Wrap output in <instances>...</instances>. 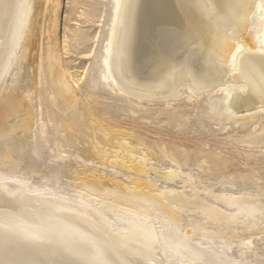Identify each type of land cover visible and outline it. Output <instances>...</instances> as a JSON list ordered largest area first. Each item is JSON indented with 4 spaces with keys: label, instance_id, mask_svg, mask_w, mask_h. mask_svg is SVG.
<instances>
[{
    "label": "rangeland",
    "instance_id": "obj_1",
    "mask_svg": "<svg viewBox=\"0 0 264 264\" xmlns=\"http://www.w3.org/2000/svg\"><path fill=\"white\" fill-rule=\"evenodd\" d=\"M39 1L40 7L37 0L30 1L26 29L21 30L18 22L24 13L15 15L21 4L2 0L6 7L2 6L5 12L0 16V81L6 62L12 58L5 43L12 41L13 30L17 33L15 43L18 40L23 48L7 72L8 88L1 90L0 86V106L11 107L14 97L27 93L30 110L13 112L8 122L23 123L28 114L32 121L28 136L18 131L16 136L0 138L7 139L11 146V163H18L6 168L5 173L35 188L43 186L69 202L81 192L77 184L88 175L114 177L129 184L140 180L163 190H184L188 200L197 197L195 204L166 205L165 212L180 217L175 222L181 225L180 235L191 229L195 243L204 242L200 246L223 248L226 264H264V105L259 103L244 111L243 107L232 108L230 96L229 100L224 98V89L236 86L233 78L238 55L256 52L252 49L264 54V6L253 5L245 29L230 36L231 54L226 59L220 57L219 63L226 65L231 76L220 80L218 87L198 94L179 85L176 96L151 100L118 89L104 77L117 0ZM5 14H10L8 19ZM30 37L37 40V47L25 58ZM18 74L21 80L17 85ZM132 164L147 169L139 173L130 167ZM168 171H177L182 177L167 178ZM186 175L192 178L191 185ZM245 196L250 198L243 204L256 208L247 220L227 201L228 197ZM218 211L221 217H217ZM106 213L110 223L121 227L123 221H116L113 211ZM153 220L150 224L156 228L160 229V224L172 228L160 216H155L156 222ZM245 221L255 224L246 230ZM208 231L213 237L206 243L203 236ZM153 238L145 240L144 249L152 255L154 248L167 261L158 237ZM204 264L222 263L216 260Z\"/></svg>",
    "mask_w": 264,
    "mask_h": 264
},
{
    "label": "bare ground",
    "instance_id": "obj_2",
    "mask_svg": "<svg viewBox=\"0 0 264 264\" xmlns=\"http://www.w3.org/2000/svg\"><path fill=\"white\" fill-rule=\"evenodd\" d=\"M17 1L21 7L14 14L19 16L17 13L23 11L22 21L17 18L22 30L23 27L26 29L25 15L31 0L29 3ZM4 2L0 0V11L5 6ZM253 5L260 8L264 6V0H117L113 42L107 49L104 77L108 83L140 99L176 96L178 92L175 89L179 85H185L198 94L210 92L225 76H231L226 65L219 63L220 57L226 59L231 54L230 36L245 29ZM37 6L40 7L39 0ZM4 12L1 11L0 16ZM10 14H5V19ZM33 20L32 16L30 29L33 28ZM13 31L12 41L5 43L12 58L3 69L1 90L8 88L5 87L7 72L13 62L16 64L19 49L23 48L18 40L15 43L17 33ZM36 47L37 40L30 37L25 47V58ZM252 50L256 52L238 55L234 63L237 72L233 78L236 86L224 89V98L229 100L230 96L229 103L233 109L243 107L246 111L259 103L264 105V54L258 52L260 49ZM15 79H18V85L21 75ZM12 102L11 107L0 106V138L16 136L18 131L24 137L29 135L31 114L23 123H11L8 118L20 109L30 110V95L14 97ZM10 154L8 140L0 141V264H204L205 261L216 260L226 264L223 248L200 246L204 242L195 243L191 229L180 235L181 225L175 223L180 217L165 213L166 205L182 207L195 204L197 197L188 200L184 190H163L140 180H132L129 184L114 177L88 175L77 184L81 192L69 202L57 193L46 191L43 186L35 188L22 178L6 174L5 170L14 164L18 166L16 161L11 163ZM121 163L123 166L124 162ZM130 167L139 173L147 169L145 165L138 164ZM165 176L170 179L182 177L177 171H168ZM186 176L188 185H191L192 178ZM249 198L227 199L239 216H245L244 220L256 211L254 206L243 204ZM106 211H113L115 220L123 221L121 227L105 218L108 215ZM155 216L163 218L172 228L162 224L160 229L154 227L150 223L153 219L156 222ZM217 217H221L219 211ZM244 223L246 230L255 224ZM94 227L98 228L97 231ZM202 229L206 230L205 227ZM156 236L167 261L160 258L161 253L154 251L153 247L152 255L144 249L145 240ZM212 237L211 231L203 236L206 243ZM154 246L158 248V245Z\"/></svg>",
    "mask_w": 264,
    "mask_h": 264
}]
</instances>
